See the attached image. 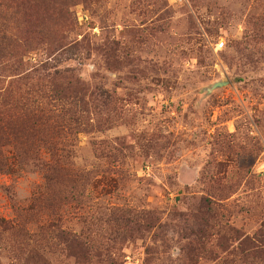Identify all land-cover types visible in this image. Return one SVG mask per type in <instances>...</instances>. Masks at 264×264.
<instances>
[{
	"label": "rangeland",
	"instance_id": "1",
	"mask_svg": "<svg viewBox=\"0 0 264 264\" xmlns=\"http://www.w3.org/2000/svg\"><path fill=\"white\" fill-rule=\"evenodd\" d=\"M0 264H264V0H0Z\"/></svg>",
	"mask_w": 264,
	"mask_h": 264
},
{
	"label": "water",
	"instance_id": "2",
	"mask_svg": "<svg viewBox=\"0 0 264 264\" xmlns=\"http://www.w3.org/2000/svg\"><path fill=\"white\" fill-rule=\"evenodd\" d=\"M220 84H221L220 82H216V83L213 84V87H214V86H218V85H220Z\"/></svg>",
	"mask_w": 264,
	"mask_h": 264
},
{
	"label": "built area",
	"instance_id": "3",
	"mask_svg": "<svg viewBox=\"0 0 264 264\" xmlns=\"http://www.w3.org/2000/svg\"><path fill=\"white\" fill-rule=\"evenodd\" d=\"M219 45H222V42H220Z\"/></svg>",
	"mask_w": 264,
	"mask_h": 264
}]
</instances>
